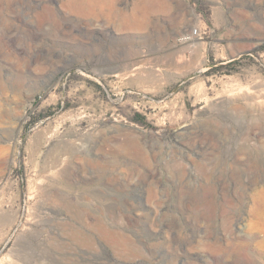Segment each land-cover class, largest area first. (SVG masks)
<instances>
[{
  "label": "rangeland",
  "instance_id": "rangeland-1",
  "mask_svg": "<svg viewBox=\"0 0 264 264\" xmlns=\"http://www.w3.org/2000/svg\"><path fill=\"white\" fill-rule=\"evenodd\" d=\"M0 264H264V0H0Z\"/></svg>",
  "mask_w": 264,
  "mask_h": 264
},
{
  "label": "built area",
  "instance_id": "built-area-1",
  "mask_svg": "<svg viewBox=\"0 0 264 264\" xmlns=\"http://www.w3.org/2000/svg\"><path fill=\"white\" fill-rule=\"evenodd\" d=\"M198 32H197V30L196 29H194V30H192V31H190V34H191V36L193 35H196Z\"/></svg>",
  "mask_w": 264,
  "mask_h": 264
},
{
  "label": "bare ground",
  "instance_id": "bare-ground-1",
  "mask_svg": "<svg viewBox=\"0 0 264 264\" xmlns=\"http://www.w3.org/2000/svg\"><path fill=\"white\" fill-rule=\"evenodd\" d=\"M254 257V256H253Z\"/></svg>",
  "mask_w": 264,
  "mask_h": 264
}]
</instances>
